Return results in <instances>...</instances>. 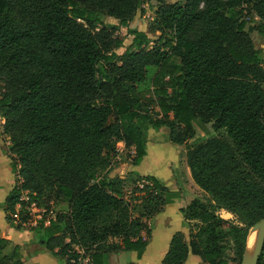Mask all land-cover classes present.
I'll list each match as a JSON object with an SVG mask.
<instances>
[{
	"label": "trees",
	"instance_id": "obj_1",
	"mask_svg": "<svg viewBox=\"0 0 264 264\" xmlns=\"http://www.w3.org/2000/svg\"><path fill=\"white\" fill-rule=\"evenodd\" d=\"M148 1L0 0V118L21 180L2 203L6 219L17 226L14 215L26 220L28 204L57 203L61 212L37 228L44 246L65 264H110L113 252L142 256L147 221L178 199L190 239L175 233L163 264H185L191 253L241 264L264 218V56L253 37L264 36V0H155L154 36L129 29L120 53L119 27L100 16L128 27ZM250 15L260 21L250 24ZM197 124L209 136L195 139ZM163 127L186 147L208 199L189 201L137 174L148 182L135 216L123 181L101 175L120 142L140 165L148 131ZM0 264H26L22 247L0 237Z\"/></svg>",
	"mask_w": 264,
	"mask_h": 264
},
{
	"label": "rangeland",
	"instance_id": "obj_2",
	"mask_svg": "<svg viewBox=\"0 0 264 264\" xmlns=\"http://www.w3.org/2000/svg\"><path fill=\"white\" fill-rule=\"evenodd\" d=\"M167 1L169 3H172L181 0ZM157 8V1L151 0L146 2V4L143 6V10L138 12L137 16L128 27L121 26L120 21L111 16H107L104 14L100 16L103 23L116 25L119 27L117 34L124 40V47L119 49L120 53L124 52L132 42V37L129 34V29H138L141 31L149 32L151 36H154V34L151 33L149 29L150 24L156 15L155 12ZM245 18L246 20L250 21V24H257L260 21V19L256 16L250 15ZM156 34L160 35L159 32H157ZM253 37L256 41L257 46L262 49L264 56V36L255 31L253 33ZM3 122L4 121L0 118V223L3 224L0 225V237L11 240L15 244H19L22 247V253L24 255L26 264H65L64 262L66 257L56 255V253L48 250L42 243V234L37 232V228L41 225V220L44 219L46 221H50L52 219H55L58 213L61 212V208H59L57 203L52 202L50 204V208L41 207L42 209H44V212L42 213H39L35 210L32 211V214L28 215L26 220H21L19 217L14 215V223L17 224V226L10 225L6 219L7 212L5 206L2 205V203H4V201L6 200V197L12 190V188L20 185L21 180L18 175V171L13 167V156L9 153L8 149L10 141L9 138L4 134ZM196 128L197 135L195 139H203L209 136V131L203 130L198 124ZM149 131L155 132L153 131V129H150ZM169 133L170 130L166 127H163L159 131H156V133L152 136L151 148H154L156 150L154 155H160L162 161L166 160L167 158L169 159V153H171L169 150H165L163 148V146L168 145L170 142ZM118 148L119 155L114 159L111 169L102 173L101 176L107 175L110 178L117 177L123 181L122 190L125 193V199L133 207V214L135 216H140L142 214L141 204L143 201V196H145L143 187L144 184H147L146 182L148 181H138L137 174L140 176L149 175V170L151 169V166L154 165V161H151L149 159L154 158L153 153L150 151L152 157H150V155L147 156L144 162H142L141 165L137 166L133 164V159L135 156L134 149L127 148L123 142H120L118 144ZM183 150L186 151V147L184 145ZM165 163L166 162H164V164ZM175 175L177 176L178 172H175ZM203 194L204 196L200 198L208 199V195L206 193ZM64 212H67V210ZM220 214L222 216H227L224 218L235 219L233 214L232 216H229L225 213L222 214L221 211ZM49 224H44V226H49ZM88 258L89 257L84 259L83 264H87V262L89 261Z\"/></svg>",
	"mask_w": 264,
	"mask_h": 264
},
{
	"label": "crops",
	"instance_id": "obj_3",
	"mask_svg": "<svg viewBox=\"0 0 264 264\" xmlns=\"http://www.w3.org/2000/svg\"><path fill=\"white\" fill-rule=\"evenodd\" d=\"M153 131H155L153 129ZM156 133L149 131V139L147 143L148 156L150 151L154 158H149L154 161V165L149 170V175L157 177L171 191L180 192L187 200L193 197H203L205 193L193 180L190 167L186 160V151L183 150V145H177L169 142L163 146L165 150H169V159L162 161L160 155H154L156 150L151 148L152 136ZM161 147V146H160ZM158 150V149H157ZM144 162V161H143ZM164 162H166L164 164ZM142 164V163H141ZM140 164V165H141ZM181 168V169H180ZM136 170V168H135ZM176 170V171H175ZM178 172V175H175ZM222 214L232 216L226 210H221ZM223 217H227L223 215ZM150 227V235L148 236V246L142 256H139L137 251H122L109 254L110 264H163V259L170 248V243L173 235L177 232H182L185 239H190L189 223L183 218L179 209V200L164 206L153 219L147 221ZM0 225H3L0 223ZM146 237V234L143 233ZM185 264H209L202 260L199 255L189 254Z\"/></svg>",
	"mask_w": 264,
	"mask_h": 264
},
{
	"label": "water",
	"instance_id": "obj_4",
	"mask_svg": "<svg viewBox=\"0 0 264 264\" xmlns=\"http://www.w3.org/2000/svg\"><path fill=\"white\" fill-rule=\"evenodd\" d=\"M257 232V237L251 254L247 249L241 264H258L259 258L264 248V218L257 222L250 230V233ZM249 233V234H250Z\"/></svg>",
	"mask_w": 264,
	"mask_h": 264
},
{
	"label": "built area",
	"instance_id": "obj_5",
	"mask_svg": "<svg viewBox=\"0 0 264 264\" xmlns=\"http://www.w3.org/2000/svg\"><path fill=\"white\" fill-rule=\"evenodd\" d=\"M23 195L24 196H22V200H25V201H29L30 200V197L28 195V192H24ZM19 207H20V204H18L17 208H19ZM27 209L29 211V214H32V211H34V210L37 211V212H39V213L44 212V209L38 207L35 202H32V203L28 204L27 205ZM16 216L18 217V214H16ZM40 219H42V218H40ZM50 222H51V220L50 221L49 220L46 221L44 219L41 220V223L46 224V225H48Z\"/></svg>",
	"mask_w": 264,
	"mask_h": 264
},
{
	"label": "bare ground",
	"instance_id": "obj_6",
	"mask_svg": "<svg viewBox=\"0 0 264 264\" xmlns=\"http://www.w3.org/2000/svg\"><path fill=\"white\" fill-rule=\"evenodd\" d=\"M256 237H257V232H252L249 234L248 244H247V251L249 254H251L252 252V248L255 243Z\"/></svg>",
	"mask_w": 264,
	"mask_h": 264
}]
</instances>
